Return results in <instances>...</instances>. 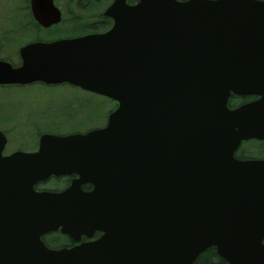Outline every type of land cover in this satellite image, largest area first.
<instances>
[{"label": "water", "instance_id": "obj_1", "mask_svg": "<svg viewBox=\"0 0 264 264\" xmlns=\"http://www.w3.org/2000/svg\"><path fill=\"white\" fill-rule=\"evenodd\" d=\"M30 6L43 27L62 21L54 0ZM104 15L105 32L27 43L19 66L0 59V84L70 83L118 102L105 127L43 134L37 152L4 156L0 130V264H193L210 247L264 264V160L234 156L264 139V0H113ZM231 91L262 98L228 110ZM68 172L95 186L62 194L82 197L68 221L107 234L47 249L58 218L42 204L55 196L33 185Z\"/></svg>", "mask_w": 264, "mask_h": 264}, {"label": "rangeland", "instance_id": "obj_2", "mask_svg": "<svg viewBox=\"0 0 264 264\" xmlns=\"http://www.w3.org/2000/svg\"><path fill=\"white\" fill-rule=\"evenodd\" d=\"M55 1L62 8L64 15L68 16L67 4L69 1ZM111 1L106 0V3L102 2L99 7L97 6L93 10L98 13L103 12ZM6 13L7 8L4 7V4H0V19H4ZM94 13L91 11L86 17L92 18ZM70 26L72 23L67 19L65 23L51 31H42V39L52 40L58 37L77 35L78 31L73 32ZM36 37L13 36L7 53L9 54L8 59L16 65L20 64L21 58L18 49L22 45L18 46L17 40L23 39L30 42L38 40ZM79 102H82V106L79 105ZM114 107L115 103L112 100L93 96L68 84L49 86L48 88L44 84L0 86V128L9 137L8 151H13L16 148H36L39 134L43 132H83L95 127H102L106 125L109 111Z\"/></svg>", "mask_w": 264, "mask_h": 264}, {"label": "flooded vegetation", "instance_id": "obj_3", "mask_svg": "<svg viewBox=\"0 0 264 264\" xmlns=\"http://www.w3.org/2000/svg\"><path fill=\"white\" fill-rule=\"evenodd\" d=\"M261 98L259 94H231L228 99V107L231 110L244 106L245 104H249L251 102L258 101ZM79 105L82 106V102H79ZM39 141V140H38ZM264 144V139H256V138H249L246 140H242L238 145L237 149L235 150V157L238 159H264V155H257L251 156L252 149L257 151L260 149L259 145ZM262 144V145H263ZM38 149V147L33 149H23V148H16L13 151H8L7 147L4 150V155H10L16 151H26V152H34ZM261 152V150L259 151ZM264 154V153H262ZM79 176L77 174L72 175H59L55 176L52 175L45 180L37 181L34 184V189L37 192H49V193H61L70 188L74 180H76ZM82 191L87 192L93 189V185L90 183H83L80 185ZM82 199L78 196H67V197H56L53 201L48 204H42V207L49 208L54 213H61L59 212L62 209H69L74 208L71 204L72 202H80ZM10 207V206H9ZM17 214V213H15ZM28 218H33L32 216ZM29 231H36L31 224L28 227ZM105 234L104 230L95 229V228H86V227H76V228H63L58 227L56 229L47 230L43 232L40 236V239L43 243L52 250H63V249H72L84 243H90L98 241L102 238ZM23 238V239H22ZM22 239V240H21ZM25 237H20L18 239L19 243L24 246L25 243L23 242ZM29 248L27 250H32V246L30 243L26 244ZM33 251V250H32ZM2 264H23L22 261L17 260V256H11L9 260L4 259ZM26 264V263H25Z\"/></svg>", "mask_w": 264, "mask_h": 264}, {"label": "trees", "instance_id": "obj_4", "mask_svg": "<svg viewBox=\"0 0 264 264\" xmlns=\"http://www.w3.org/2000/svg\"><path fill=\"white\" fill-rule=\"evenodd\" d=\"M68 10L65 14L62 22L58 26L51 27L49 29L41 27L34 19L29 0H0V4H4L7 8L6 17L0 19V56H5L8 59L7 54L12 44L13 36H29L32 38L42 39V31H48L59 27L65 23L67 19L72 23V31H78L77 35L85 34L89 32H100L108 29L111 26V20L104 17L102 12H96L93 9L99 7L102 2L106 3V0H68ZM134 2V0H131ZM73 7V8H72ZM92 18H87L90 12ZM96 17V19H94ZM50 37V36H48ZM52 38V37H51ZM23 39L17 40L18 46L25 44ZM7 56V57H6ZM263 144V143H262ZM259 145L260 149L257 151H251V156L264 155V144ZM261 150V152H259ZM193 264H226L225 259L218 255L215 248H209L202 252Z\"/></svg>", "mask_w": 264, "mask_h": 264}]
</instances>
